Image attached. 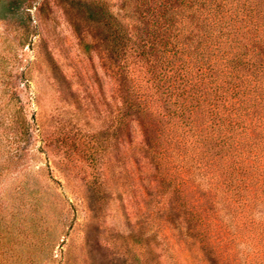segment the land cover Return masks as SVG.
Segmentation results:
<instances>
[{"label": "rangeland", "instance_id": "374dc122", "mask_svg": "<svg viewBox=\"0 0 264 264\" xmlns=\"http://www.w3.org/2000/svg\"><path fill=\"white\" fill-rule=\"evenodd\" d=\"M119 1L0 0V264H133V244L142 264H208L182 217L146 210L153 168L117 121Z\"/></svg>", "mask_w": 264, "mask_h": 264}, {"label": "trees", "instance_id": "16d2710c", "mask_svg": "<svg viewBox=\"0 0 264 264\" xmlns=\"http://www.w3.org/2000/svg\"><path fill=\"white\" fill-rule=\"evenodd\" d=\"M118 4L117 121L120 132L136 123L133 152L153 168L146 210L182 217L208 264H264V0ZM20 111L8 118L14 136L26 132Z\"/></svg>", "mask_w": 264, "mask_h": 264}]
</instances>
